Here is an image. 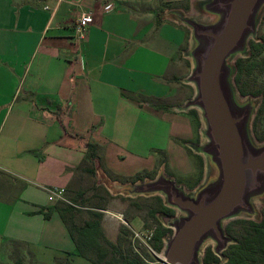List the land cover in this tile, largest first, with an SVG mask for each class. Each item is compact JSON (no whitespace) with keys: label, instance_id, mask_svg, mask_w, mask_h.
<instances>
[{"label":"crops","instance_id":"0c3cea01","mask_svg":"<svg viewBox=\"0 0 264 264\" xmlns=\"http://www.w3.org/2000/svg\"><path fill=\"white\" fill-rule=\"evenodd\" d=\"M184 2L0 0V264H15L13 256L51 264L48 253L76 252L50 190L68 185L86 142L104 144L98 132L114 127L119 106L139 114L143 101L167 97L161 80L185 26L160 10ZM85 11L79 39L73 22ZM85 111L106 114V124L84 121Z\"/></svg>","mask_w":264,"mask_h":264},{"label":"water","instance_id":"95a60500","mask_svg":"<svg viewBox=\"0 0 264 264\" xmlns=\"http://www.w3.org/2000/svg\"><path fill=\"white\" fill-rule=\"evenodd\" d=\"M189 5L192 13L168 8L164 16L189 31L183 53L190 70L183 80L191 85L192 95L173 110L196 111L202 141L192 149L202 157V180L184 190L162 169L152 178L129 182L105 181L102 172L95 171L109 194L158 195L174 211L156 214L171 229L158 251L161 264H201L207 242L221 263L222 250L233 241L224 231L225 223L258 220L254 201L264 198V140L257 141L251 131L260 100L241 96L232 79L235 57L247 54L248 40L256 38L264 0H192Z\"/></svg>","mask_w":264,"mask_h":264},{"label":"rangeland","instance_id":"374dc122","mask_svg":"<svg viewBox=\"0 0 264 264\" xmlns=\"http://www.w3.org/2000/svg\"><path fill=\"white\" fill-rule=\"evenodd\" d=\"M187 1L182 3V6L187 4V8L181 9L190 10L192 13L193 9ZM165 7L161 8V14H163ZM183 30V46L177 50L171 64L168 65L165 77L161 80L168 87L167 97L149 98L143 101L144 111L139 112V114L130 108L119 106L117 120L110 130L103 127L107 122L106 114L96 116L86 111L83 112L84 121H88V118L91 117V120L96 123L97 129L100 127L104 129L98 132L99 139L104 143L98 149L100 157L98 170L102 172L103 180L112 179L121 182L144 180L154 177L159 169L171 176L175 183L182 186L184 190H191L202 180L204 176L202 157L192 149V145L202 141L201 135L197 133L200 127L199 119L192 111L194 109L184 112H174L173 110L174 106L182 104L185 99L192 95L191 85L183 80L190 70V62L183 53L188 45L189 31L186 27ZM255 36L260 37L264 45V19H259ZM255 58L257 60L264 58V50ZM242 78L251 90L259 88L263 92L261 111L255 128L258 135L264 134V65L261 70L255 69L251 74L244 75ZM137 98L139 97H136V100ZM148 101L149 104H147ZM151 108L157 109L160 112V117L150 112ZM148 109L150 111H147ZM100 118L102 119L101 122L99 121ZM251 131L253 134L252 127ZM188 142L191 143L190 146L187 144ZM106 152L109 155L106 156ZM118 171H123V173H117ZM75 177L79 178L78 186L87 190L88 194L99 193L100 190L93 187L92 176L77 171ZM106 177L108 179H105ZM62 196H64L63 192ZM126 198L120 197L119 194L112 195L107 200L105 209L99 210L103 214L101 226L104 222L105 230L103 227L102 230L105 237L113 243H116L120 237L126 246L127 241L129 242L133 252L144 249L150 258L149 264H161L162 257L159 252L153 250L147 243V238L155 223L146 216V209L154 206V199L149 196L145 198L134 197L131 202V199ZM263 204L264 198L254 201L259 213ZM136 205L140 208L135 209ZM104 215H106L105 219H103ZM124 215L128 218L127 221L124 220ZM85 216L84 212L79 214V218ZM118 218L123 219L124 223L120 222L118 225ZM122 224L129 230L128 233H121L120 226ZM235 227L237 228V226ZM206 245L209 246L211 243L207 242ZM14 247L16 246L14 245ZM52 257L53 253H48L44 259L53 261L51 264H59V262L63 264L64 258L68 260L69 264H92L89 260L77 255L76 252L69 256L58 257L55 262ZM14 258L15 256L12 257V259ZM29 259L27 258L28 262Z\"/></svg>","mask_w":264,"mask_h":264},{"label":"trees","instance_id":"16d2710c","mask_svg":"<svg viewBox=\"0 0 264 264\" xmlns=\"http://www.w3.org/2000/svg\"><path fill=\"white\" fill-rule=\"evenodd\" d=\"M261 19H264V12L261 15ZM247 46V54L237 56L233 61L234 73L232 79L237 92L241 96L250 95L258 97L260 100L253 115L251 127L254 137L258 141H262L264 140V134L258 135L255 127L261 111L263 92L259 88L251 90L242 77L251 74L255 69H262L264 58L257 60L255 57L264 50V45L262 39L256 37L255 39H249ZM192 111L197 115L195 110ZM98 149L99 147L94 143H85L84 157L74 168L73 177L63 189L64 200H55L52 208L58 213L64 223L74 243L77 255L89 260L92 264H149L150 258L144 249L139 252H133L128 241L126 246L119 237L117 242L113 243L103 233L101 226L103 214L99 210L105 209L107 200L112 195L109 194L95 176V171L99 168L100 157ZM77 171L92 176L93 187L94 189H99V193L92 192L88 194L87 190L78 186L79 178L75 177ZM149 197L154 199V206L146 209V216L155 223V226L147 238V243L153 250L159 251L162 246V238L168 236L171 233V229L163 226L156 218V214L162 212L170 215L172 210L163 205L160 196L153 195ZM126 199H131V202L134 200V198L129 197ZM134 208L139 209L140 207L136 205ZM50 210L51 208L46 210L43 216L48 217ZM81 212H84L86 216L79 218ZM127 219L124 215V220L127 221ZM120 231L126 234L129 230L122 224ZM224 231L233 239L221 252L224 260L219 263V258L212 253L210 246H205L201 264H264V205L260 209V218L258 220L235 218L225 223ZM55 261L56 258L54 259ZM14 263L22 264L18 257L14 258ZM63 264H69L66 258H64Z\"/></svg>","mask_w":264,"mask_h":264},{"label":"built area","instance_id":"2783aa9c","mask_svg":"<svg viewBox=\"0 0 264 264\" xmlns=\"http://www.w3.org/2000/svg\"><path fill=\"white\" fill-rule=\"evenodd\" d=\"M112 7V3H106L104 6H102V11H108ZM90 22V11L81 12L74 20L73 22V29L77 34V37L79 39L83 38L84 36V30L87 24ZM63 189L58 190V192H55L54 190H50V195L54 199H60L64 200L62 196ZM162 263V262H161Z\"/></svg>","mask_w":264,"mask_h":264},{"label":"flooded vegetation","instance_id":"af4514ba","mask_svg":"<svg viewBox=\"0 0 264 264\" xmlns=\"http://www.w3.org/2000/svg\"><path fill=\"white\" fill-rule=\"evenodd\" d=\"M171 210H172V209H171ZM168 214H169V213H168ZM171 214H174V211H173V210H172V212L170 213V215H171Z\"/></svg>","mask_w":264,"mask_h":264}]
</instances>
